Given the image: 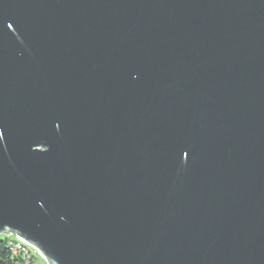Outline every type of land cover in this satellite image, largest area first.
<instances>
[{
  "label": "water",
  "instance_id": "obj_1",
  "mask_svg": "<svg viewBox=\"0 0 264 264\" xmlns=\"http://www.w3.org/2000/svg\"><path fill=\"white\" fill-rule=\"evenodd\" d=\"M0 235L264 264V0H0Z\"/></svg>",
  "mask_w": 264,
  "mask_h": 264
},
{
  "label": "trees",
  "instance_id": "obj_2",
  "mask_svg": "<svg viewBox=\"0 0 264 264\" xmlns=\"http://www.w3.org/2000/svg\"><path fill=\"white\" fill-rule=\"evenodd\" d=\"M9 244L10 238L0 240V264H22V257L14 256Z\"/></svg>",
  "mask_w": 264,
  "mask_h": 264
},
{
  "label": "built area",
  "instance_id": "obj_3",
  "mask_svg": "<svg viewBox=\"0 0 264 264\" xmlns=\"http://www.w3.org/2000/svg\"><path fill=\"white\" fill-rule=\"evenodd\" d=\"M13 241V248H11L14 256H21L23 259L22 264H32L35 258H30L29 254H26L22 248V239L17 236H6ZM39 257L45 260V258L39 253ZM46 261V260H45Z\"/></svg>",
  "mask_w": 264,
  "mask_h": 264
},
{
  "label": "bare ground",
  "instance_id": "obj_4",
  "mask_svg": "<svg viewBox=\"0 0 264 264\" xmlns=\"http://www.w3.org/2000/svg\"><path fill=\"white\" fill-rule=\"evenodd\" d=\"M9 245L13 248V241L10 240V244ZM22 248H23V251H25L26 254H29L30 258H34V256L32 255V250H34L35 252H37L39 254V252L37 250H35L34 248H32L23 239H22Z\"/></svg>",
  "mask_w": 264,
  "mask_h": 264
},
{
  "label": "rangeland",
  "instance_id": "obj_5",
  "mask_svg": "<svg viewBox=\"0 0 264 264\" xmlns=\"http://www.w3.org/2000/svg\"><path fill=\"white\" fill-rule=\"evenodd\" d=\"M5 238H6V236L0 235V240H4ZM32 255L35 258V260L33 261L32 264H48L47 261H45L44 259L39 257V254L37 252H35L34 250H32Z\"/></svg>",
  "mask_w": 264,
  "mask_h": 264
}]
</instances>
